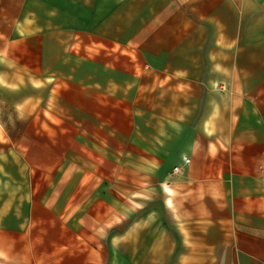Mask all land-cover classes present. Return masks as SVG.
I'll use <instances>...</instances> for the list:
<instances>
[{"label":"crops","instance_id":"0c3cea01","mask_svg":"<svg viewBox=\"0 0 264 264\" xmlns=\"http://www.w3.org/2000/svg\"><path fill=\"white\" fill-rule=\"evenodd\" d=\"M0 264H264V0H0Z\"/></svg>","mask_w":264,"mask_h":264},{"label":"built area","instance_id":"2783aa9c","mask_svg":"<svg viewBox=\"0 0 264 264\" xmlns=\"http://www.w3.org/2000/svg\"><path fill=\"white\" fill-rule=\"evenodd\" d=\"M186 162H187V163L190 162V159H189V158H186ZM180 170H181V167H180V166H176V167L174 168V172H180Z\"/></svg>","mask_w":264,"mask_h":264}]
</instances>
